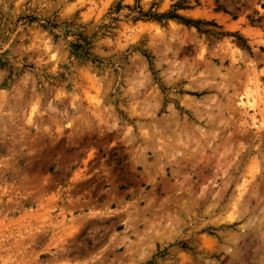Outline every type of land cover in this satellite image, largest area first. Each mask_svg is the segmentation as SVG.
Listing matches in <instances>:
<instances>
[{"label":"rangeland","instance_id":"obj_1","mask_svg":"<svg viewBox=\"0 0 264 264\" xmlns=\"http://www.w3.org/2000/svg\"><path fill=\"white\" fill-rule=\"evenodd\" d=\"M0 264H264V0H0Z\"/></svg>","mask_w":264,"mask_h":264},{"label":"trees","instance_id":"obj_2","mask_svg":"<svg viewBox=\"0 0 264 264\" xmlns=\"http://www.w3.org/2000/svg\"><path fill=\"white\" fill-rule=\"evenodd\" d=\"M180 20H182V19H180Z\"/></svg>","mask_w":264,"mask_h":264}]
</instances>
